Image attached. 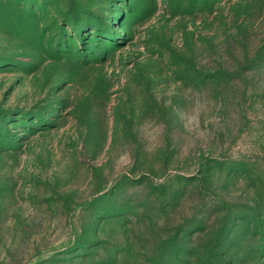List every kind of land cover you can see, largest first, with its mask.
<instances>
[{
    "label": "rangeland",
    "instance_id": "rangeland-1",
    "mask_svg": "<svg viewBox=\"0 0 264 264\" xmlns=\"http://www.w3.org/2000/svg\"><path fill=\"white\" fill-rule=\"evenodd\" d=\"M0 264H264V0H0Z\"/></svg>",
    "mask_w": 264,
    "mask_h": 264
}]
</instances>
